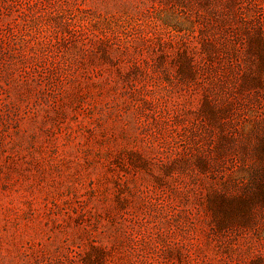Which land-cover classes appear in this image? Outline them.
Instances as JSON below:
<instances>
[{"label": "rangeland", "instance_id": "rangeland-1", "mask_svg": "<svg viewBox=\"0 0 264 264\" xmlns=\"http://www.w3.org/2000/svg\"><path fill=\"white\" fill-rule=\"evenodd\" d=\"M0 264H264V0H0Z\"/></svg>", "mask_w": 264, "mask_h": 264}]
</instances>
